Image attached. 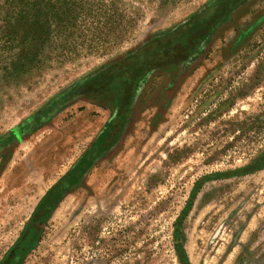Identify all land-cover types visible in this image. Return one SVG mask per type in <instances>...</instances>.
Returning <instances> with one entry per match:
<instances>
[{
    "label": "rangeland",
    "instance_id": "374dc122",
    "mask_svg": "<svg viewBox=\"0 0 264 264\" xmlns=\"http://www.w3.org/2000/svg\"><path fill=\"white\" fill-rule=\"evenodd\" d=\"M68 1L0 0V264L30 226L39 234L18 264H182L177 242L190 264H264V0L190 67L154 76L122 140L34 223L113 109L79 97L41 113L209 0H103L114 18L72 37L53 14Z\"/></svg>",
    "mask_w": 264,
    "mask_h": 264
},
{
    "label": "trees",
    "instance_id": "16d2710c",
    "mask_svg": "<svg viewBox=\"0 0 264 264\" xmlns=\"http://www.w3.org/2000/svg\"><path fill=\"white\" fill-rule=\"evenodd\" d=\"M76 1L69 0L61 15L59 9L53 13L54 20L64 26L70 37L100 31L99 24L102 20L114 15L111 11L115 9L114 5L106 4L103 0L94 5L95 11L91 8L85 10ZM252 1L254 0H209L183 22L164 33L152 36L123 57L74 84L41 113L44 115L79 97L105 99V103L113 109L111 119L89 148L41 201L34 214L35 224L44 222L62 198L80 185L95 163L122 140L136 104L151 79L163 71L182 66L190 67L195 60L205 56L218 33L231 24L236 13L248 7ZM117 23L124 24L120 16L117 17ZM42 30L46 28L43 26L38 29ZM115 38L111 42H121L117 36ZM98 40L101 41L100 38ZM256 169L258 167L209 176L199 185L209 178L236 175ZM197 188L193 191V196ZM38 234V229L30 226L2 264H18L23 255L32 248ZM177 251L181 263L190 264L178 242Z\"/></svg>",
    "mask_w": 264,
    "mask_h": 264
}]
</instances>
